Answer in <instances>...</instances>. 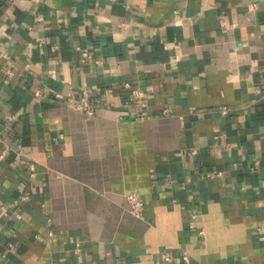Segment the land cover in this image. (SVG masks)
Here are the masks:
<instances>
[{"label": "crops", "instance_id": "0c3cea01", "mask_svg": "<svg viewBox=\"0 0 264 264\" xmlns=\"http://www.w3.org/2000/svg\"><path fill=\"white\" fill-rule=\"evenodd\" d=\"M0 264H264V0H0Z\"/></svg>", "mask_w": 264, "mask_h": 264}, {"label": "built area", "instance_id": "2783aa9c", "mask_svg": "<svg viewBox=\"0 0 264 264\" xmlns=\"http://www.w3.org/2000/svg\"><path fill=\"white\" fill-rule=\"evenodd\" d=\"M255 5H256V2H252V3L250 4V7L253 8ZM78 49H79V51H80V59H81L82 61H87V60L90 61V60H93V61L96 62V63H98V62L100 61V58L97 57V56H95V55H94V54L88 49V47H80V46H79ZM133 92H134L136 95H142V94L144 93L143 90L140 89V88H135V89H133ZM34 93H35V95L39 96V95L41 94V91H40V89H36V90L34 91ZM77 106L79 107L80 104H77ZM221 109H222L223 112H227V107H226V106H222ZM87 111H88L89 113H91V109H90V108L87 109ZM191 151L194 152L195 149H192ZM216 173H217V174H221V170H217ZM29 193H30L29 189H25L23 195H24L25 197H28ZM126 197H127L128 204H129V207H128L129 210H130L132 213L136 214V215H141V213H142V209H143V201L141 200V198H140V196L138 195V193H137L136 191H130V192L127 193ZM161 258H162L163 260H168V259L170 258V256L167 255L166 253H162ZM182 259H183L184 262H189V261H190V257H189L188 254H184V255L182 256Z\"/></svg>", "mask_w": 264, "mask_h": 264}]
</instances>
